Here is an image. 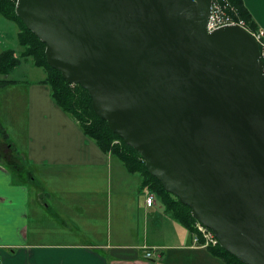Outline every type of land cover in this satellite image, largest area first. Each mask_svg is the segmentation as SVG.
Instances as JSON below:
<instances>
[{"label": "water", "instance_id": "95a60500", "mask_svg": "<svg viewBox=\"0 0 264 264\" xmlns=\"http://www.w3.org/2000/svg\"><path fill=\"white\" fill-rule=\"evenodd\" d=\"M213 0H17L49 65L243 264H264V59Z\"/></svg>", "mask_w": 264, "mask_h": 264}, {"label": "crops", "instance_id": "0c3cea01", "mask_svg": "<svg viewBox=\"0 0 264 264\" xmlns=\"http://www.w3.org/2000/svg\"><path fill=\"white\" fill-rule=\"evenodd\" d=\"M242 1L264 29V0ZM45 77L7 76L14 82L0 85V125L12 143H0L2 156L22 163L37 187L33 193L0 161V264L214 260L159 197L147 205L146 194L153 191L141 174L85 135L55 102Z\"/></svg>", "mask_w": 264, "mask_h": 264}, {"label": "trees", "instance_id": "16d2710c", "mask_svg": "<svg viewBox=\"0 0 264 264\" xmlns=\"http://www.w3.org/2000/svg\"><path fill=\"white\" fill-rule=\"evenodd\" d=\"M228 1L235 7L238 16L244 20L245 26L250 31L259 29L242 0ZM16 2L17 0H0V16L17 22L19 26L21 25L18 40L23 48L18 56H15L14 51L11 50H4L0 54V85L14 82V80L7 78L10 69L19 65L23 59L31 58L34 65L45 69L46 77L42 82L50 86L55 102L78 121L85 135L93 139L104 152L119 157L129 171L140 173L143 178V185L157 193L166 208L173 213L177 220L196 232L197 220L192 216L191 208L183 204L174 194L166 191L160 180L149 172L140 152L113 132L108 122L96 114L89 92L79 84L68 83L59 70L49 65L45 52V42L29 30L23 20L16 14ZM1 133L6 137L8 136L3 128ZM23 167L25 168V166ZM23 170L20 169V173L22 172L31 178V174ZM207 249L211 251L212 255L222 257L230 264H243L220 244L209 246Z\"/></svg>", "mask_w": 264, "mask_h": 264}, {"label": "rangeland", "instance_id": "374dc122", "mask_svg": "<svg viewBox=\"0 0 264 264\" xmlns=\"http://www.w3.org/2000/svg\"><path fill=\"white\" fill-rule=\"evenodd\" d=\"M16 23L15 21L10 20L4 16H0V50H3V51L11 50V51H14V54L18 56L22 52L23 48L19 44L18 34H17L19 32V28ZM260 28L261 27H259V29ZM253 31L256 32L257 30H253ZM263 43H264V38H263ZM7 76L13 79L39 80L46 76V71L44 68L34 65L33 60L29 58V59H23L19 65L12 67ZM2 128L5 131V128L1 127L0 125V143L12 144L8 136L6 137L4 136L3 133H1ZM0 146H2V144ZM0 155L2 156L1 149H0ZM18 158L17 160L19 162L20 157ZM0 161L12 170L13 176L15 177L16 180L24 181L25 184L30 186L31 191L34 193L35 189L37 188L36 184L33 183L31 180H29L30 178H28L27 175H25L22 172L20 173V169L21 170L24 169L23 171L27 173L26 167L22 168V163L19 162L18 164L14 161L10 163L7 161V158H4L3 156L0 157ZM152 193H154V195L158 197L155 191H153ZM206 250L211 252L209 249H206ZM211 258H214V260L213 259L209 260L207 264H230L227 260L219 256L211 257Z\"/></svg>", "mask_w": 264, "mask_h": 264}, {"label": "built area", "instance_id": "2783aa9c", "mask_svg": "<svg viewBox=\"0 0 264 264\" xmlns=\"http://www.w3.org/2000/svg\"><path fill=\"white\" fill-rule=\"evenodd\" d=\"M240 25L245 28L251 35L258 41L261 53L264 59V29H258L255 31H250L246 26L243 19H241L235 7L228 0H213L212 12L208 21L207 29L209 32H212L218 28H221L226 25ZM146 202L148 206H152L155 203V195L150 191L146 194ZM219 244L217 237L214 232L200 224L196 223V232L194 233V245L201 248H208L209 246H216ZM147 257L152 256V252L149 251L146 253Z\"/></svg>", "mask_w": 264, "mask_h": 264}]
</instances>
